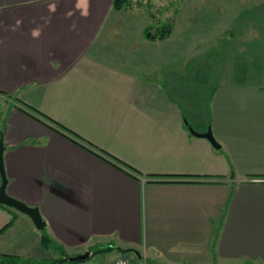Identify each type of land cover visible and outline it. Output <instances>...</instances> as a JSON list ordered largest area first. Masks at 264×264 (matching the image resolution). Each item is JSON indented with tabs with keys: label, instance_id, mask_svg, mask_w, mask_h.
Returning a JSON list of instances; mask_svg holds the SVG:
<instances>
[{
	"label": "crops",
	"instance_id": "0c3cea01",
	"mask_svg": "<svg viewBox=\"0 0 264 264\" xmlns=\"http://www.w3.org/2000/svg\"><path fill=\"white\" fill-rule=\"evenodd\" d=\"M76 3L0 0L7 194L70 255L109 244L131 264H264V2L246 23L223 14L234 39L215 57L146 37L133 8ZM11 218L0 253L54 261L42 228L0 204V228Z\"/></svg>",
	"mask_w": 264,
	"mask_h": 264
},
{
	"label": "rangeland",
	"instance_id": "374dc122",
	"mask_svg": "<svg viewBox=\"0 0 264 264\" xmlns=\"http://www.w3.org/2000/svg\"><path fill=\"white\" fill-rule=\"evenodd\" d=\"M129 2L130 8L132 7L144 13V17H148L147 21L152 25L150 28L151 32H154L157 26L171 22L172 28L169 36H172L168 40H189L191 44L186 48V52L191 51L192 55L199 54L206 45L211 44L212 46L210 45L209 51L216 56L218 49L221 52L220 46L222 43L225 42L227 44L230 39H234L231 33L225 31L227 30L225 26L230 22H228L229 17L223 18V14L228 11H234L241 18L242 22L246 23L248 14L252 13V4L263 3L264 0H129ZM255 8L262 9L259 6ZM245 27L248 28L249 26L245 24ZM219 33H222L224 36L221 35L222 38H219L220 41L217 42L215 41V37ZM246 36H249V38L245 39L255 40L253 31H250V34ZM212 70H214V67ZM220 79L221 76L219 77ZM48 245L49 248L54 247L55 252L52 250L56 255L54 259L60 260L61 264H97L98 262L109 264L111 259L113 264L116 257L126 256L113 252L112 250L115 248L106 244L89 248L90 255L82 260L75 261L68 260L67 257L73 255L59 249V246L52 239L51 242H48ZM126 257L131 264V259L128 256Z\"/></svg>",
	"mask_w": 264,
	"mask_h": 264
},
{
	"label": "water",
	"instance_id": "95a60500",
	"mask_svg": "<svg viewBox=\"0 0 264 264\" xmlns=\"http://www.w3.org/2000/svg\"><path fill=\"white\" fill-rule=\"evenodd\" d=\"M185 123H187L186 120H185ZM187 127H188L189 131L191 132V134L206 137L207 139L210 140V142L213 146H215L216 148L219 147V144L214 139L209 128L203 132H198L191 125H187ZM3 150H4V145H3L2 139L0 137V204L7 205L9 207L16 209L17 211H20V212L26 214L27 216H29L31 218L35 227L38 229H41L45 226V222L40 215L38 207L37 206H30V205L24 203L23 201L15 198V197L10 196L9 194H7V192L5 190V187L7 184V178H6L4 166H3V158H2ZM130 250H132L135 253H138L137 250H135L134 248H132ZM88 255H89V251L86 250L83 253H78V254H75L73 256H68L67 259L68 260H82V259L86 258ZM47 264H57V263L54 260V261L48 262Z\"/></svg>",
	"mask_w": 264,
	"mask_h": 264
},
{
	"label": "trees",
	"instance_id": "16d2710c",
	"mask_svg": "<svg viewBox=\"0 0 264 264\" xmlns=\"http://www.w3.org/2000/svg\"><path fill=\"white\" fill-rule=\"evenodd\" d=\"M112 6L114 8H121V7H126L129 8L130 6V2L129 0H112ZM132 8V7H131ZM166 22V21H165ZM171 22H167V24H162L161 26H157L154 29V32H151V30L146 29L144 34L146 37L149 38H165L167 37L170 32H171ZM210 53V51H209ZM211 54V53H210ZM212 57H215V54H211ZM27 112L29 113H33L32 111H29L28 109H25ZM126 171L129 170H133L131 167L129 166H125ZM12 222V218L11 220L5 224L2 228H0V232L10 223ZM41 242L44 246L49 247L48 242H51V238H49V236L44 232V229H41ZM59 253H61V251H59ZM126 257V256H125ZM56 261L57 264H61L60 260H58L57 258L54 259ZM78 261V260H75ZM67 262H72V261H67ZM0 264H39L37 262H34L33 260L30 259H25V258H21L20 256L17 255H10V254H2L0 253ZM43 264H47V263H43Z\"/></svg>",
	"mask_w": 264,
	"mask_h": 264
},
{
	"label": "clouds",
	"instance_id": "9594fccd",
	"mask_svg": "<svg viewBox=\"0 0 264 264\" xmlns=\"http://www.w3.org/2000/svg\"><path fill=\"white\" fill-rule=\"evenodd\" d=\"M51 10H55L54 5L50 6ZM76 8L81 9V15L83 16H87L88 15V0H77L76 3ZM17 23H19V21H17ZM40 32L37 29H34L32 31V36L33 37H39Z\"/></svg>",
	"mask_w": 264,
	"mask_h": 264
},
{
	"label": "built area",
	"instance_id": "2783aa9c",
	"mask_svg": "<svg viewBox=\"0 0 264 264\" xmlns=\"http://www.w3.org/2000/svg\"><path fill=\"white\" fill-rule=\"evenodd\" d=\"M113 264H130L128 259L123 256H118L114 259Z\"/></svg>",
	"mask_w": 264,
	"mask_h": 264
},
{
	"label": "bare ground",
	"instance_id": "6f19581e",
	"mask_svg": "<svg viewBox=\"0 0 264 264\" xmlns=\"http://www.w3.org/2000/svg\"><path fill=\"white\" fill-rule=\"evenodd\" d=\"M123 257H125V256H123ZM125 258H127V257H125Z\"/></svg>",
	"mask_w": 264,
	"mask_h": 264
}]
</instances>
